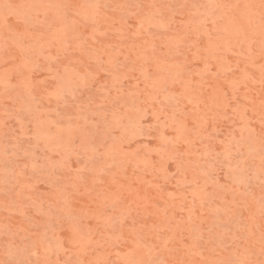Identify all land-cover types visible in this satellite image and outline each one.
<instances>
[{
    "label": "rangeland",
    "instance_id": "obj_1",
    "mask_svg": "<svg viewBox=\"0 0 264 264\" xmlns=\"http://www.w3.org/2000/svg\"><path fill=\"white\" fill-rule=\"evenodd\" d=\"M0 264H264V0H0Z\"/></svg>",
    "mask_w": 264,
    "mask_h": 264
}]
</instances>
